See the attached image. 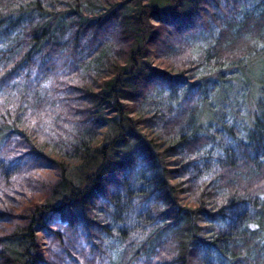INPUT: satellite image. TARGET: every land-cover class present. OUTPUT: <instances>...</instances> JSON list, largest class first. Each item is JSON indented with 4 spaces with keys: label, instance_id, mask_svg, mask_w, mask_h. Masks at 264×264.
Returning <instances> with one entry per match:
<instances>
[{
    "label": "trees",
    "instance_id": "trees-1",
    "mask_svg": "<svg viewBox=\"0 0 264 264\" xmlns=\"http://www.w3.org/2000/svg\"><path fill=\"white\" fill-rule=\"evenodd\" d=\"M0 264H264V0H0Z\"/></svg>",
    "mask_w": 264,
    "mask_h": 264
},
{
    "label": "rangeland",
    "instance_id": "rangeland-1",
    "mask_svg": "<svg viewBox=\"0 0 264 264\" xmlns=\"http://www.w3.org/2000/svg\"><path fill=\"white\" fill-rule=\"evenodd\" d=\"M201 42H203V38L201 37L197 38L196 45L199 46ZM261 46H262V43H260L259 47L261 48ZM260 58H262V54L257 55V56L256 55L252 56V58L248 61L249 63H247V66H244L245 63L243 61H240L238 65L242 64V66H244V69L243 71L242 69L240 71L236 70L237 78L244 79L243 74L245 76H249V72H250L249 70L255 69L256 66L260 64L259 62ZM222 67L223 66H221V68ZM202 69L206 73L205 80L207 78L209 79V81H204V82L202 80V84L206 83V86L208 87L214 85L212 80L213 81L214 79L220 80V78L217 76L218 73H220V77L224 78L225 80L223 84L227 86L228 88L226 89V91L215 90L213 92V89L207 90L206 92L207 101H204L201 104L200 113L198 115V121L196 122V124L199 122L205 126L206 124H208L206 123L207 120L213 121L214 119L217 120V118L219 117L218 119L222 118L226 121L228 119L230 123H233L235 125H239L240 127H242L245 124L244 120L246 116L247 115L249 116L250 114H252L254 106H255L254 101L252 100V96L249 92L250 83H247L245 85L243 82L241 83L240 81H235V80L232 81L231 79L232 73L230 69L226 67L225 68L223 67V69L218 70L206 64L205 66H203ZM221 86L223 85L221 84ZM157 97H162V95L159 93ZM215 97L216 98L220 97V99L216 101V104L214 105L213 99ZM170 98H172V96H170ZM38 240L40 242L44 241L43 236L39 233H38Z\"/></svg>",
    "mask_w": 264,
    "mask_h": 264
}]
</instances>
